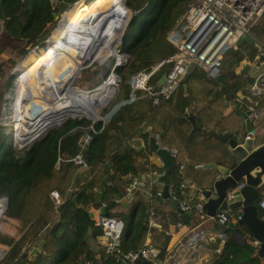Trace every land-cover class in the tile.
<instances>
[{
	"label": "trees",
	"instance_id": "16d2710c",
	"mask_svg": "<svg viewBox=\"0 0 264 264\" xmlns=\"http://www.w3.org/2000/svg\"><path fill=\"white\" fill-rule=\"evenodd\" d=\"M112 1L117 3L121 10L123 9L122 0ZM188 1L123 0L131 16L124 27L118 47L127 53L128 58L124 63L114 66L112 70L121 82L126 79L122 84L124 90L122 99L125 101L108 113L103 121L92 120L83 114L68 115L61 124L46 129L39 137L20 149L13 146L11 137L7 139L5 133L0 131V196L4 195L8 199L5 209L6 219L18 234L15 241L0 257V264H109L112 255L104 256L101 251L100 256L96 258L90 251V244L88 245L91 239L101 232L100 227L91 223L90 233H86V227L91 220L87 205L95 206L101 200L106 201L104 210L107 213H114L124 220L118 249L126 251L142 244L147 228L145 203L136 199L130 203L128 209L121 210L117 208L119 204L114 203L111 197L123 192L127 173H136L152 167L153 163L148 159V154L152 152L147 141L149 134L160 132L172 120L184 119L179 115L171 117L170 114H166L163 115L162 123L158 111L165 107L173 109L174 114H179L183 102L178 106H171L172 99H168L172 94L178 96L182 92H187L188 88L185 81L184 90L179 84L168 98H159L157 103H153L151 96L145 93L144 96L137 98L140 89H135L132 91L133 98L128 100L130 87L127 79L130 74L138 70H148L152 64L173 52L172 46L165 39V34ZM57 2L54 4L50 0H0L2 44L9 41L16 42L19 57L26 51L22 42L43 45L56 20L59 19ZM124 9L127 17L128 10L125 7ZM262 15V26L257 28L254 22L249 27L250 32L256 36L255 43L242 42L243 46L240 50L238 47L229 50L220 64V72L213 77L217 80L220 77L228 78V81L225 80L226 78L222 81L225 80L231 89H224L221 86V90L229 94L240 108L244 107V103H248L245 95H249L250 100L255 101V103L251 102L253 107H264V92L256 96L251 95L248 87L245 86V83H250L251 78L235 70L244 55L247 59H251L255 54L264 55V53L260 54L261 49L264 48V13ZM120 28L121 25L117 33ZM54 44L55 41L49 36L42 48L50 51ZM2 50L4 51V48ZM6 52L10 53L8 50ZM14 57L9 60L12 70L17 63ZM0 62H4V59H0ZM169 65L170 62L160 64L150 74L147 82L151 80L150 82H154L155 85L160 73ZM12 70L4 80L7 85L12 81L15 69ZM238 75L244 79L239 80ZM19 77L20 71L17 78ZM237 90H241L243 94L240 99L236 95ZM111 92L112 88L108 89L94 103L95 110L92 111L95 112L94 115H97V108L101 106L100 101L106 97L111 98ZM89 124L95 131L90 132V139L80 149V137L85 131H89ZM136 124H138L137 129L126 131ZM132 133L133 136L138 134V137L144 140L138 150H135L128 140ZM124 137L127 145L121 142ZM79 149L86 166L74 174V188L66 199L56 209H50L51 201L47 192L51 188L64 191L75 167L72 161L66 158ZM56 155L61 157L58 167L54 166ZM178 156L179 151L175 148L169 167L168 182L178 183L174 172L178 165ZM190 165L197 166L193 162H190ZM93 187L97 191H92ZM154 190L151 191L152 194ZM176 193L179 195L178 190ZM157 197L162 199V194ZM151 208L158 216L161 225H164L162 213L156 208ZM257 209L260 213L261 209L259 207ZM232 210L225 212L229 217L236 218L238 213ZM216 228L223 233V242L219 250L210 253L205 264H261L260 258L254 254V244L251 239L239 241L232 236V232L237 229L233 223L230 221L226 224L217 223ZM39 230L41 231L37 234ZM39 238L43 239L41 248L35 254H29L27 249L30 242ZM162 253H164L163 248L159 256H162ZM135 264L153 263L146 259H138Z\"/></svg>",
	"mask_w": 264,
	"mask_h": 264
},
{
	"label": "built area",
	"instance_id": "2783aa9c",
	"mask_svg": "<svg viewBox=\"0 0 264 264\" xmlns=\"http://www.w3.org/2000/svg\"><path fill=\"white\" fill-rule=\"evenodd\" d=\"M263 10L264 0H189L178 18L173 22L165 34V39L172 46L173 52L169 56L161 58L152 64L148 70H138L129 75L127 79L130 87L128 100L133 98L132 91L135 89H140L145 94L151 96L153 103H156L159 98H168L177 86L181 84L189 64H191V68L202 70L209 78L217 76L220 72V64L226 53L229 49L235 48L234 42L237 36L243 32L250 33V25L257 20ZM115 48V53L112 55L114 58L113 64L119 65L124 63L128 58L127 53L120 50L118 46H115ZM263 53L264 48L261 49L260 54ZM163 62H170V65L164 71V79L157 88V83L153 86L149 84L147 80L150 74ZM248 89L251 94L264 92V70L254 76L248 85ZM240 97L242 96L240 95L238 99H240ZM245 99L248 103H244L243 108L249 109L247 115L253 125L258 120L262 109L251 105V102L255 103L254 100L252 101L247 97ZM192 105L193 103L190 102L183 107L184 115L192 111ZM11 110V120H17L14 116L15 106L13 101ZM100 117V120L103 121L106 115L104 114ZM25 123H27V121ZM88 129L89 131H85L80 137V149H82L90 139V132L95 131L91 124L88 125ZM16 132L15 137L18 136ZM22 132H24V128H22ZM253 135L254 129H249L243 134L244 137ZM15 137L13 143L16 149H20L24 144L18 142ZM80 149L72 156L66 158V160L72 161L75 167L64 191L60 192L57 188H51L47 192L51 201L50 209H56L66 199L69 192L74 188V174L80 168L86 166V161ZM174 154L175 149L171 148V156H174ZM60 161L61 157L56 155L54 166L58 167ZM178 166L181 167L182 164H178ZM126 178L127 180L123 192L111 197L114 203H122L138 184L139 177L137 173L129 172L126 174ZM187 184L188 183L184 181H178V183L167 182V193L170 198L177 200V207L180 210H200L203 194L201 190H199L197 191V201L188 200L182 194L183 187ZM242 184V182H238L237 186H241ZM91 190L97 191L94 187ZM177 190L179 191V195L176 193ZM154 195L156 197L160 196L161 190H154ZM105 205V200L99 201L95 206L90 204L87 205L89 211L92 212V223L99 226L101 229V232L95 235L90 241L93 252L96 248L97 251H100L99 255L101 251L104 256L112 255L113 258L109 261V264H135L138 259H146L155 262L162 248L153 244L150 239L145 238L142 244L134 249L126 251L118 249L124 223L122 218L116 214L107 213L104 210ZM256 206L264 213V189L260 191L257 197ZM100 207L103 208V212L99 211ZM146 215L147 228L145 235L147 236L150 227H160L161 223L158 218H155L156 215L151 207L146 210ZM214 216V220L218 224H226L230 220L225 210L217 211ZM177 224H180V222H177ZM40 231L41 230H39L37 234H39ZM218 236L223 237L222 234ZM30 243L32 245L34 244L32 241ZM253 244L255 252L257 242L254 241Z\"/></svg>",
	"mask_w": 264,
	"mask_h": 264
},
{
	"label": "crops",
	"instance_id": "0c3cea01",
	"mask_svg": "<svg viewBox=\"0 0 264 264\" xmlns=\"http://www.w3.org/2000/svg\"><path fill=\"white\" fill-rule=\"evenodd\" d=\"M2 55L4 59L7 57L4 53ZM244 58L245 59L243 61L240 60V63L235 70L236 72H241V67L244 64H247L246 72L241 73L249 76L252 81L255 75L264 70V55L259 56L258 54H255L251 59H247V56L244 55ZM24 61L25 58L23 62ZM23 62L20 64L19 68H23ZM23 69L20 70V73L23 71ZM240 79H244V77L239 78V80ZM186 80L187 79H185V81ZM17 81L15 83L16 86ZM248 85L249 83H245L246 87H248ZM110 88L113 87L110 86ZM184 89L185 88L183 87V90ZM106 91L104 90L103 94ZM14 94L15 93L11 92V99ZM103 94L101 96H103ZM143 94L144 92L139 93L137 98L144 96ZM218 94V99H214L213 101H211L207 97L208 101L203 99V101L200 102L201 105L198 104L197 106H194L192 108V111L196 113V121L200 127L199 131H190V123L185 118V120L177 119L167 123L165 125V128L160 131L162 132L160 135L161 137L159 136L157 138V142L159 144L167 146L169 148L178 149L179 161L177 163L182 164V166L179 167L177 165V167L174 169L175 177L178 181H184L185 183H188L186 186L183 187L182 194L185 198L190 201H197V191L201 190L202 188L209 187L212 179L217 175L214 166H205L203 164H229L236 161V159L232 158V156L229 154L226 148V141L216 139L214 134L233 131L242 134L244 132L243 118H241V116L237 113L236 109L233 106L237 104L233 101L229 94L222 91L221 89ZM236 95L238 97L240 95L243 96L241 90H237ZM254 95L256 96L258 94ZM245 96L247 98H250L249 95ZM175 98L180 99L178 105L183 102L181 103L182 106H180L179 114H174L173 109L171 108L163 107L160 111H158L161 117L160 121L162 123L164 121V119H162L163 115L170 114L171 117L176 115L184 117L185 115L183 114V107L189 104L190 102L194 104V99H192V97H190L187 92H182L178 96L172 94V97H170L168 100L172 99L173 101ZM230 100H232L234 104H229ZM242 109L244 110V108ZM261 109L262 112H260L258 118V124H260V122L261 124L258 127L261 128L260 131L264 133V107ZM94 110L95 107L93 111ZM139 127H141V125H139ZM137 128L138 124L134 125L133 128L130 130L127 128L126 131L128 130V132H130L133 129ZM133 134L134 133H132L130 136H133ZM130 136L128 137V140H130L135 150H138L142 146L144 140L141 137H138V134L133 137ZM253 136H255V134ZM122 139L125 140V137ZM263 140L264 139H254V144ZM139 159L140 157H138V160ZM148 159L150 162L153 163L152 167L147 170L136 172L139 177L138 184L133 189V191L128 194V197H126V199L121 203V206L124 208V210L128 209L130 207L131 202L135 201L136 199H140L145 203V211L149 207H153L162 213L161 217L163 221H165V224L160 225V227H150L149 234L147 236L145 235L143 239V241L145 240V238L150 239L153 244L162 247L163 234H167L165 248H163L164 253H162V256L158 257V259L161 260V264H205V261L209 257L210 253L212 251H216L214 250V248L216 246V241L219 238L218 235L222 234L223 236V233L216 228L217 223L214 220L215 216H207L203 209L191 210L185 218V222H182L177 215V211L172 209V198L162 197V199H160L151 193L153 189H162L164 175H166L165 177L168 181L169 168L165 173V168L162 167L161 162L153 153V151L148 154ZM190 162L199 165L192 166L190 165ZM263 189L258 188V192L254 202L257 200L260 191ZM121 206H118L117 208L120 209ZM175 207H177V204ZM232 211H236L237 213L239 212L238 209H233ZM155 218L157 219L158 216L156 215ZM235 220L236 218L230 217L229 221L231 223H234ZM177 222H180V224H177ZM238 228L243 231V235L246 238V229L241 226ZM17 236L18 234L16 233L15 228L13 226H9L8 237L11 238V244L15 241ZM212 237L214 238L213 242L209 240ZM250 239L252 243L255 241L253 238ZM10 243H5L6 245L3 244V246H1L0 244V255L7 250V246ZM89 247L91 248L90 251L92 255L98 258V256H100V251H97L95 248L93 252L92 246ZM40 248H38L37 251ZM260 262L261 264H264L261 259Z\"/></svg>",
	"mask_w": 264,
	"mask_h": 264
},
{
	"label": "water",
	"instance_id": "95a60500",
	"mask_svg": "<svg viewBox=\"0 0 264 264\" xmlns=\"http://www.w3.org/2000/svg\"><path fill=\"white\" fill-rule=\"evenodd\" d=\"M73 0H59L57 2V9L59 11L62 10L63 5H65L68 2H72ZM122 4L124 7L128 10V15L121 25L120 30L118 31L117 35H114L113 38L107 37L108 43L106 44V54L103 56L104 59L109 54L115 53V46L119 45L121 36L124 30L125 25L127 24L131 12L129 11L128 7L125 5V3L122 0ZM138 10L135 11L137 13ZM107 22L106 18L104 21L100 22L96 32V39L88 40V36L80 43V50L83 49V53L80 56V58L76 59L78 60V69L82 66V62L86 61L88 63L92 58L95 56H98V50L99 46L102 41L104 40V31L103 25ZM116 27V26H115ZM95 28V27H94ZM115 31L118 30L117 28H114ZM92 33V32H91ZM48 40V38H47ZM46 40V41H47ZM242 42H246L247 44H253L254 43V37L250 33H241L239 36H237L234 45L235 48ZM78 51V50H77ZM77 53V52H76ZM74 55V57L78 56L77 53ZM73 57V58H74ZM245 58L242 57V61ZM114 68V66H112ZM247 64H244L241 67V72H246ZM191 70V64L188 65L186 68V72L182 78L181 85L182 87H185V79L188 75V72ZM113 74L115 76V73L113 71H109L107 74L104 75V77L101 79V82H103L106 77L109 74ZM165 73L161 72L158 78L156 79L157 88L162 83L164 79ZM74 77H72L70 80H67L65 82V85L63 87H60L58 91V95L65 92L68 88H71L73 85H71V80H73ZM99 83L93 87L86 88L87 91L93 89L94 87L98 86ZM55 95L49 96L47 101H54ZM124 102V100H119L115 102L109 110L105 113L107 115L110 113L113 109H115L119 104ZM229 104H234L232 100H230ZM236 109L237 113L243 118V129L244 132L242 134H239L238 132H222L214 134L215 138L221 141H226V148L229 152V154L232 156V158L236 159L235 162L229 163V164H222V163H206L203 164L205 166H214L217 172V175L212 179L209 187L202 188L201 192L203 194V199L201 201V209L205 211V214L207 216H214V214L219 210H230V209H238V216L233 223L234 226H237V229H235L232 232V236L239 240L243 241L245 239L253 238L257 244H256V250L254 252L255 255H257L262 262H264V213L259 214L257 206L254 202L258 188L264 184V140L257 142L254 144V136L250 137H244L243 134L245 131L249 129H253V125L251 124V121L248 117L249 109H242L238 105H233ZM82 107H64L60 110H51L47 114H45L46 117H48L47 120H44L41 118V115H36L35 118H32V120L28 121L26 123V126L31 124V121L37 122L38 124L40 121H38V118L42 119L43 125L36 127L37 129L30 131V132H24L22 134V138L15 137L16 129L13 130V139L14 137L17 139L18 142L24 144L28 143L34 138L38 136L40 132H44L46 129L50 128L54 125H59L62 123L64 118L66 116H79L80 114L86 115L92 120L101 119L99 116H93L89 113L84 114L81 110ZM72 112V113H70ZM50 114V115H48ZM184 118L190 123V131H199L200 127L196 121V113L193 111H189ZM162 132L155 133L151 132L147 138L148 145L152 149L153 153L157 156L159 161L161 162V165L163 168H165V173L167 172L168 168L171 164V148L161 145L157 142V138L161 135ZM122 142L125 143V141L122 139ZM126 144V143H125ZM127 145V144H126ZM229 155V156H230ZM233 159V161H234ZM226 160V158H225ZM164 175V182L161 189L162 197L168 198L169 195L167 193V178ZM238 182H242L243 184L241 186H237ZM0 202H2V208L1 212L4 213L8 199L6 196L2 195L0 196ZM172 209L177 211L178 217L181 219L182 222H185V218L190 213L191 210H180L178 207H175L177 204L176 199H172ZM100 212H103V208L100 207ZM2 216V215H1ZM88 216L92 217V212L88 211ZM91 223L92 220H89L88 225L86 227V233H90L91 229ZM244 227L247 231V236L243 235V231L238 227ZM167 240V234H163L162 239V248H165ZM211 242L214 241V238L209 239ZM223 242V237H219L216 241V246L214 250H219L221 247V244ZM43 239H39L34 245H32L28 253L33 255L36 253L37 249L42 246ZM11 243L7 246L10 247ZM3 254L0 255V257ZM153 264H161L160 259H156Z\"/></svg>",
	"mask_w": 264,
	"mask_h": 264
},
{
	"label": "rangeland",
	"instance_id": "374dc122",
	"mask_svg": "<svg viewBox=\"0 0 264 264\" xmlns=\"http://www.w3.org/2000/svg\"><path fill=\"white\" fill-rule=\"evenodd\" d=\"M51 2H53L54 4L57 2V0H50ZM80 2H85L87 5H95V6H102V7H107L108 1L104 0V1H100L98 3H94L95 0H73L72 2H68L65 5H63L62 10L59 12V19L56 20V24L54 25V27L51 29L49 36H51L53 39H55V44L52 45L53 47H51V50L55 49L57 46V42L56 40H59L61 34L63 33L62 31H64L66 28V25L64 23V18L66 13H70L73 12L72 7H74L75 5H77ZM92 7L88 8L91 9ZM130 11V10H129ZM264 13V12H263ZM263 13H261L259 15V17L257 18V20L255 21V25L258 27L262 26V17H263ZM68 17V15H67ZM1 23V22H0ZM64 26V27H63ZM53 34V36H52ZM250 34L255 38L256 36L253 35L251 32ZM1 36V34H0ZM49 36L47 38H49ZM113 37H114V33H113ZM46 38V40H47ZM93 38V35L91 37ZM91 38H88V40H91ZM258 38V37H257ZM46 40L44 41V43H46ZM3 39L0 38V48L2 52L0 53H4L7 57L4 59L3 55L0 54V59H4V62H0V131L2 133H5V137L7 139H10V137H13V128L12 126H14L15 128V121L11 120V116H12V110H11V92L15 93L16 90V81L19 79L17 78V69L18 67H20V64L23 62L24 58L25 61L22 64V67L24 68V72L25 74L29 72V69L32 68L37 61L36 60H30V53H34L35 57L40 56V53L45 49L42 48L43 45H32V44H26L25 42L21 43L23 44V48H25V52H22V55L19 57V51L17 47V43L12 41L9 43H4L2 44ZM81 41H79L78 43H80ZM76 43L74 48L72 49L71 55L70 57L64 58L63 62L61 64H59V67L56 71V73H53V77L59 81L64 79L66 76H68L70 73H72L73 71H75L76 65L78 64V58H80V56L83 53V49H79L80 48V44ZM108 43V42H107ZM106 43V44H107ZM255 43V40H254ZM253 43V44H254ZM78 46V47H77ZM242 43H240L237 47L238 50H240L242 48ZM76 47H77V53L79 54L78 56L74 57L76 53ZM4 48V51L2 50ZM104 48V47H103ZM10 51V53H7L6 51ZM231 50V49H229ZM228 50V52H229ZM43 51V52H44ZM103 51V49H102ZM50 52V51H49ZM227 52V53H228ZM39 54V55H37ZM98 56H95L94 58H92V60H90L88 63H86V61L82 62V66L77 70L76 72V76L73 78V80H71V85L81 88V89H85L88 87H93L95 85H97L101 79L104 77L106 71L109 72L110 71V64L112 61V53L109 54L105 59H104V55L106 54V50L104 49V51L100 54V50L98 52ZM14 57V59H17V63L15 64V70L13 71L12 69H10L9 66V60L11 57ZM44 57V56H42ZM29 58V59H28ZM67 59V60H66ZM39 63V61H38ZM37 63V64H38ZM17 66V67H16ZM192 69V68H191ZM11 70L14 72L13 77H12V81L10 82V85L4 83V80L7 78L8 73L11 72ZM238 79L241 78V75L237 76ZM223 78L226 77H220L219 80H217L216 78H209L205 75V73L197 68H193L190 71V74L186 80L187 83V93L190 95V97H192V99H194V104L192 105L197 106L198 104L201 105L200 102L203 101V99L207 100L210 99L211 101H213L214 99H218V93L220 92L221 86H223L224 89H231L230 86H228L225 83V80L228 81V78H226L224 81ZM115 87L112 88V96L111 98L105 102L103 105L99 106L97 108L98 111V115L99 116H103L108 110L109 108L117 101L121 100L123 98V82H126V79L121 82V80L119 79V77L117 75H115ZM151 80L148 81L149 84L154 86V82H150ZM23 83V82H22ZM21 83V84H22ZM222 83V84H221ZM20 84V85H21ZM100 84V83H99ZM22 86V85H21ZM20 86V88H21ZM99 86V85H98ZM97 87V86H96ZM94 87V88H96ZM19 88V90H20ZM93 88V89H94ZM91 89V90H93ZM139 92L141 93L142 91L139 90ZM19 94V93H18ZM18 96V95H17ZM43 94L41 92H37L35 97H30L29 98V102L26 106V110H28L29 113H31L32 115L36 116L38 113L41 112V110H43V107H40V105H44L47 106V103L42 99ZM205 97V98H204ZM17 100V97L14 98V104ZM13 101V100H12ZM180 99L179 98H175L171 104V106H176L178 105ZM38 107V108H37ZM29 108V109H27ZM92 114H95V112H93ZM15 117H16V112L14 113ZM259 118V117H258ZM14 122V124L12 125V123ZM261 124V122H260ZM260 124H258V120L253 124V129H254V134H255V140H259V139H264V133L261 132V128H259L258 126H260ZM258 128V129H256ZM22 131V129H21ZM24 133V132H22ZM42 132H40L38 134L41 135ZM207 134V133H205ZM13 139V138H12ZM28 143H24V145H26ZM23 145V146H24ZM260 189L264 188V184H262L260 187ZM122 204L119 203V206H121ZM121 210H124V208L121 206L120 208ZM260 210V209H259ZM261 213V210H260ZM123 220V219H122ZM124 223V220H123ZM9 226H13L9 221H7L6 219V215L5 212L2 213L1 219H0V239H1V246L6 245L8 242L10 243V237H8V231H9ZM6 243V244H5ZM89 245V243H88ZM2 251V249H1Z\"/></svg>",
	"mask_w": 264,
	"mask_h": 264
},
{
	"label": "bare ground",
	"instance_id": "6f19581e",
	"mask_svg": "<svg viewBox=\"0 0 264 264\" xmlns=\"http://www.w3.org/2000/svg\"><path fill=\"white\" fill-rule=\"evenodd\" d=\"M102 2L104 0H95L94 3ZM108 1V0H106ZM111 1V2H110ZM108 1L107 7H100L95 5H87L85 2H80L75 5L73 12L66 13L64 18V23L66 25V29L62 31L59 40H56L57 46L55 49L49 51H42L40 56L35 57L34 53H30L29 57L30 60H36L37 63L32 68L29 69V72L25 74V70L20 73V77L17 81V86L15 90V94L12 97L14 102V98L17 97V100L14 104L15 112H16V121H15V129H17L16 135L18 138H22V131L21 129L24 128V132H30L43 125L42 119L47 120L48 117L45 116L51 110H60L64 107L70 106L73 108L82 107L81 112L84 114H91L93 116H99L98 111L97 115L92 114L94 109V103L99 98H101L103 91L108 90L110 86L115 87V76L113 74H109L106 79L99 84L93 90H85L75 86L68 88L65 92L58 95V91L60 87L65 85L67 80H70L72 77L76 76V72L78 70V64L76 65L75 71L70 73L64 79L57 81L53 77V73H56L59 64H61L64 58L70 57L72 49L74 48L75 44L79 42V40H84L87 36L96 39V26L100 25V22L104 21L105 18L107 22L103 25L104 31V40L103 43L100 44L99 50L100 54L104 51L106 46L107 37L113 38L114 35H117V31L114 28L119 27L123 24L126 19L125 9L121 10L118 7L117 3H113L112 0ZM92 7L91 9H88ZM68 15V17H67ZM116 26V27H115ZM64 27V26H63ZM95 27V28H94ZM92 32V33H91ZM52 40V37L50 36ZM77 39V41H76ZM55 41V39H53ZM104 47V48H103ZM103 49V51H102ZM98 50V52H99ZM106 50V49H105ZM39 55V54H37ZM44 56V57H42ZM29 59V58H28ZM67 60V59H66ZM60 68V67H59ZM55 76V75H54ZM23 82V83H22ZM115 82V83H114ZM22 83V84H21ZM22 86H21V85ZM21 86V88H20ZM20 88V90H19ZM37 92H41L43 94L42 99L47 103V106L40 105L43 107L40 113L37 115H41V118H38L40 123L31 121V124L26 126V121L32 120L35 118L34 115L26 110V106L28 104V100L31 97H35ZM19 93V94H18ZM18 95V96H17ZM55 95L54 101H47L49 96ZM109 100V97L100 101V105H103L105 102ZM38 108V107H37ZM29 109V108H27ZM14 112V113H15ZM72 113V112H70ZM50 115V114H48ZM81 115V114H80ZM15 116V115H14ZM100 117V116H99ZM2 202H0V216L2 215L1 212Z\"/></svg>",
	"mask_w": 264,
	"mask_h": 264
},
{
	"label": "clouds",
	"instance_id": "9594fccd",
	"mask_svg": "<svg viewBox=\"0 0 264 264\" xmlns=\"http://www.w3.org/2000/svg\"><path fill=\"white\" fill-rule=\"evenodd\" d=\"M76 41H77V39H76ZM44 44H45V43H44ZM76 45H77V44H76ZM43 46H44V45H43ZM116 46H118V45H116ZM77 47H78V46H77ZM77 47H76V52H77ZM76 54H77V53H76ZM112 55H113V54H112ZM73 57H74V56H73ZM111 57H112V61H111V64H110V68H111L110 71H113V70H112V69H113V68H112V65H113V66H116V65L113 64V61H114L113 56H111ZM14 69H15V68H14ZM19 71H20V70H18V68H17V72H16V73H17V76H18V74H19ZM107 73H108V72H107ZM114 73H115V72H114ZM115 75H116V74H115ZM121 100H124V99H121ZM124 101H125V100H124ZM10 103H11L10 105L12 106V100H11ZM13 124H14V123H12V125H13ZM12 128H13V130H14V126H12ZM42 133H43V132H42ZM39 136H40V135H39ZM39 136H37V137H39ZM37 137H36V138H37ZM12 138H13V137H11V143H12L13 146L15 147V144L13 143V139H12ZM34 139H35V138H34ZM31 141H32V140H31ZM31 141H30V142H31ZM30 142H28V144H29ZM28 144H26L25 146H27ZM25 146H23V147H25ZM15 148H16V147H15ZM39 239H41V238H39ZM39 239H37L36 241H34V244H35ZM34 244H33V245H34ZM31 246H32V244L28 247L27 251L29 250V248H30ZM8 248H9V247H8ZM8 248H7V249H8ZM3 254H4V253H3Z\"/></svg>",
	"mask_w": 264,
	"mask_h": 264
}]
</instances>
